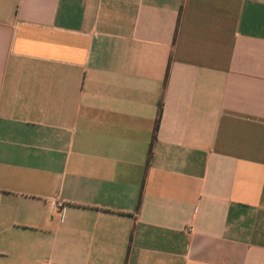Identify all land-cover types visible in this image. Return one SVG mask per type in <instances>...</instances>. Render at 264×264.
Masks as SVG:
<instances>
[{
    "label": "crops",
    "instance_id": "obj_1",
    "mask_svg": "<svg viewBox=\"0 0 264 264\" xmlns=\"http://www.w3.org/2000/svg\"><path fill=\"white\" fill-rule=\"evenodd\" d=\"M0 264H264V0H0Z\"/></svg>",
    "mask_w": 264,
    "mask_h": 264
},
{
    "label": "trees",
    "instance_id": "obj_2",
    "mask_svg": "<svg viewBox=\"0 0 264 264\" xmlns=\"http://www.w3.org/2000/svg\"><path fill=\"white\" fill-rule=\"evenodd\" d=\"M160 117H161V110L159 111V116H158L157 121H156V126H155V130H154V138H155V134H156L158 127H159ZM151 147H152V145H151ZM151 147H150V151H151ZM141 197H142V195H140V197H139L138 206H140Z\"/></svg>",
    "mask_w": 264,
    "mask_h": 264
},
{
    "label": "built area",
    "instance_id": "obj_3",
    "mask_svg": "<svg viewBox=\"0 0 264 264\" xmlns=\"http://www.w3.org/2000/svg\"><path fill=\"white\" fill-rule=\"evenodd\" d=\"M51 204H52L53 208H59V207L63 206L62 202H57V201H52Z\"/></svg>",
    "mask_w": 264,
    "mask_h": 264
}]
</instances>
